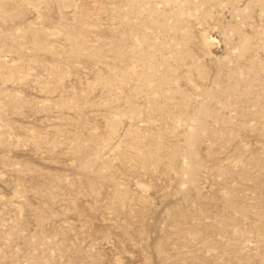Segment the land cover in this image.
I'll list each match as a JSON object with an SVG mask.
<instances>
[{
  "label": "rangeland",
  "instance_id": "1",
  "mask_svg": "<svg viewBox=\"0 0 264 264\" xmlns=\"http://www.w3.org/2000/svg\"><path fill=\"white\" fill-rule=\"evenodd\" d=\"M0 264H264V0H0Z\"/></svg>",
  "mask_w": 264,
  "mask_h": 264
}]
</instances>
